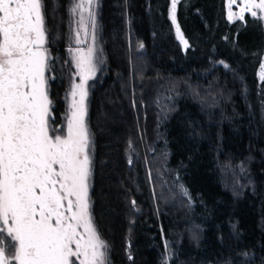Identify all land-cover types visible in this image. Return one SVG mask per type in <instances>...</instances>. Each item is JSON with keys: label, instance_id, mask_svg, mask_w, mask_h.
Instances as JSON below:
<instances>
[{"label": "trees", "instance_id": "16d2710c", "mask_svg": "<svg viewBox=\"0 0 264 264\" xmlns=\"http://www.w3.org/2000/svg\"><path fill=\"white\" fill-rule=\"evenodd\" d=\"M42 2L57 128L69 6ZM97 5L99 55L86 98L89 194L108 264H264V81L256 75L263 23L249 15L228 21L224 0H179L185 48L170 0ZM243 24L232 53V30Z\"/></svg>", "mask_w": 264, "mask_h": 264}, {"label": "snow or ice", "instance_id": "6c2138e0", "mask_svg": "<svg viewBox=\"0 0 264 264\" xmlns=\"http://www.w3.org/2000/svg\"><path fill=\"white\" fill-rule=\"evenodd\" d=\"M178 3L170 0L169 18L187 48ZM234 4H242L239 12L232 11ZM95 5L96 0H74L77 44L89 25L96 41ZM227 8L230 21L245 19V13L264 19V0H227ZM45 43L42 0H0V264H108L109 245L94 225L89 194L92 139L85 85L96 72L95 49L75 50L80 83L72 85L66 126L56 128Z\"/></svg>", "mask_w": 264, "mask_h": 264}, {"label": "rangeland", "instance_id": "374dc122", "mask_svg": "<svg viewBox=\"0 0 264 264\" xmlns=\"http://www.w3.org/2000/svg\"><path fill=\"white\" fill-rule=\"evenodd\" d=\"M67 1H68V6H69L68 21H67V43H68V65H69V69H68L69 72L68 73H69V75H68V81H67V88H66L65 95H64L65 111H64V114L62 116L61 123L59 124V126H57V128H59L62 125L66 126L65 116H66V113H67V111L69 109L70 104L72 103V96H71L72 85L74 83L75 84H79L80 83V77H79V75H77V69L75 67V60L73 59L74 55L76 54L75 50L77 48H79V49H82L86 53L89 47H94V49H95V51L93 53V62L94 63H96L95 60H96L97 56L99 55V49H98L99 25H98V21H97V30H96V41H95V43L92 40V29H91V26L89 25L88 29H87V34L84 31H80V39H81L82 42L80 44H77L76 43V32H77L78 27H79V25H78L79 13L73 15L70 12V9L73 6L74 0H67ZM241 6H242V4H234L233 7H232V11L233 12H239ZM94 10H95V12L97 14V12H98L97 0H96V5H95ZM224 14H225L226 19L228 21H230L228 19L227 0H224ZM245 15L251 16L249 13H245ZM85 16H87V12H85ZM236 20H239V19H234V20H231L230 22L236 21ZM260 20H261V22L264 25V19H260ZM249 21H250V27L248 29H246V31L250 32V31H252V29L255 28V22L253 20H249ZM243 26H245V24L237 25L232 30V35L231 36H232V44L234 46L230 47L229 50L231 52L232 51L233 52L234 51L238 52L236 47H235V45L238 46L239 39H237V36L239 35V33H240L239 36H240V42H241V34L244 32V30L241 31V27H243ZM173 28H174V32L176 34V26L174 25ZM176 37H177V34H176ZM177 40L179 41L180 45L182 47H184V45L181 44V42H180V40L178 38H177ZM254 54L255 53L253 52L251 54V56L254 55ZM262 64H264V51L261 54V57H260V60H259V64H258V67H257V71H256V75H257L258 79H260V71H261V65ZM87 82H88V80H87ZM85 87L87 89V83H86ZM255 90H256L255 91L256 95L260 97L262 90L260 88H257ZM263 95L264 94H262V96ZM76 99L79 100V96H77ZM85 103H86V101H85ZM85 120H86V117H85ZM77 264H78V261H77Z\"/></svg>", "mask_w": 264, "mask_h": 264}, {"label": "flooded vegetation", "instance_id": "af4514ba", "mask_svg": "<svg viewBox=\"0 0 264 264\" xmlns=\"http://www.w3.org/2000/svg\"><path fill=\"white\" fill-rule=\"evenodd\" d=\"M44 47L47 49V53H49L48 48L46 47V45H44ZM46 77L48 76L47 72L45 73Z\"/></svg>", "mask_w": 264, "mask_h": 264}]
</instances>
